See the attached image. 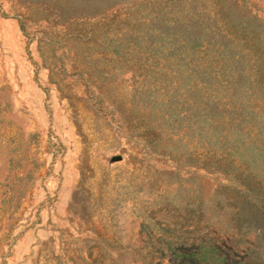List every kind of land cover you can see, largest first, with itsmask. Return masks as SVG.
<instances>
[{
  "label": "rangeland",
  "instance_id": "obj_1",
  "mask_svg": "<svg viewBox=\"0 0 264 264\" xmlns=\"http://www.w3.org/2000/svg\"><path fill=\"white\" fill-rule=\"evenodd\" d=\"M212 243L264 264V0H0V264Z\"/></svg>",
  "mask_w": 264,
  "mask_h": 264
},
{
  "label": "trees",
  "instance_id": "obj_2",
  "mask_svg": "<svg viewBox=\"0 0 264 264\" xmlns=\"http://www.w3.org/2000/svg\"><path fill=\"white\" fill-rule=\"evenodd\" d=\"M170 252L173 256L170 260L171 264H249L245 261L248 255L242 257L233 246L229 247L225 244H206L192 253H182L181 250L172 247Z\"/></svg>",
  "mask_w": 264,
  "mask_h": 264
},
{
  "label": "water",
  "instance_id": "obj_3",
  "mask_svg": "<svg viewBox=\"0 0 264 264\" xmlns=\"http://www.w3.org/2000/svg\"><path fill=\"white\" fill-rule=\"evenodd\" d=\"M115 160H120V157H117Z\"/></svg>",
  "mask_w": 264,
  "mask_h": 264
}]
</instances>
